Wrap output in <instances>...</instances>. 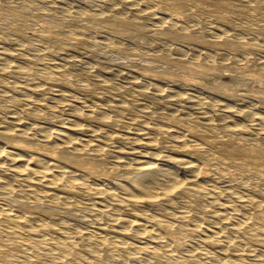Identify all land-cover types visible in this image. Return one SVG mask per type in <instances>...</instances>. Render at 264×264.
I'll return each instance as SVG.
<instances>
[{
  "label": "bare ground",
  "instance_id": "obj_1",
  "mask_svg": "<svg viewBox=\"0 0 264 264\" xmlns=\"http://www.w3.org/2000/svg\"><path fill=\"white\" fill-rule=\"evenodd\" d=\"M222 68L264 89V0H0V264H264V90Z\"/></svg>",
  "mask_w": 264,
  "mask_h": 264
},
{
  "label": "rangeland",
  "instance_id": "obj_2",
  "mask_svg": "<svg viewBox=\"0 0 264 264\" xmlns=\"http://www.w3.org/2000/svg\"><path fill=\"white\" fill-rule=\"evenodd\" d=\"M147 26H148V28H147ZM141 28L143 30H148L149 28L151 29L152 26L150 24L148 25L147 22L143 21L142 24H141ZM140 44L141 45L143 44L142 46H144V45L146 46L145 41H140ZM92 51H94V52H92ZM92 51L88 52L87 55L85 53L82 54L80 52L73 51L67 56V59H66V60H68L70 66L72 68H75L78 71H85V65L86 64L90 65L92 62L98 63L100 66L97 69H95L96 71L93 72L92 74H89V77L87 75V77L89 79L100 77L99 75H105V77L108 78V80L110 82L115 83V84H123V82H126L128 80V78L126 77L127 76L126 75V71L139 70L140 67H141V66L139 67V65L140 64L142 65L145 62L143 59L142 60L141 59L138 60V58L137 59H129V58H126V57H124V56H122L120 54L117 55L116 52L111 51V50L109 52V49L108 50L105 49V48L102 49L101 47L94 48ZM198 55H199L198 57H200V56L202 57L201 54H198ZM219 58H220V56L218 55V59ZM183 63L184 64L185 63L188 64V63H192V62L191 61H189V62L183 61ZM219 64L220 63L218 61L217 65H219ZM261 66L262 65H260V66L259 65H250L248 68L252 72H256V71H258V69H261ZM157 70H158V67H154V69L151 71V73H155V72H157ZM228 70H229L228 68H222V70H220L219 72H216L217 74L214 73V75H212L211 78L206 79V81L210 82V83H217V82L220 81L219 83H221L223 87L225 86L224 88H232L239 95H243L242 96L243 98L245 97L244 99L246 101L244 99H242V101H240V100L236 101L235 100L236 103L241 104L243 101H245L244 102L245 104H251L253 102L257 103V101H258L257 95L260 93L259 91H261L259 88H261V87L263 88V86L259 85V87H258V85L256 83L253 82L254 83L253 84V83L250 82V83L247 84L248 85V87H247L248 91H246L245 84H243V83H235V81L232 78L230 70L229 71ZM86 72H88V71H86ZM216 75H218V76H216ZM213 76H214L215 79L213 78ZM216 80H218V81H216ZM238 85H239V87H237ZM257 89H259V90L257 91ZM262 90H264V89H262ZM259 95H261V93ZM246 97H248V98H246ZM6 105H8V104L7 103H2V107H4V106L6 107ZM42 112L45 113V111H42ZM33 114H36V112H34ZM63 116H66V114L64 115V113H63ZM89 119H90L89 121H92V122L96 121L92 117H89ZM49 124H50L51 127H56V122H53L52 120L49 122ZM30 127H31L30 124L25 123L23 128L26 131H28ZM130 128H131V126H130ZM128 130H130V129H128ZM118 146H119V148H121L124 151L127 150V148L129 147V145L125 144V143H118ZM107 165L109 166L110 164H107Z\"/></svg>",
  "mask_w": 264,
  "mask_h": 264
}]
</instances>
